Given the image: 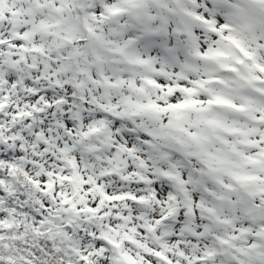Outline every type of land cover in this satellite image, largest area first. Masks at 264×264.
I'll use <instances>...</instances> for the list:
<instances>
[{
  "label": "snow or ice",
  "instance_id": "6c2138e0",
  "mask_svg": "<svg viewBox=\"0 0 264 264\" xmlns=\"http://www.w3.org/2000/svg\"><path fill=\"white\" fill-rule=\"evenodd\" d=\"M0 264H264V0H0Z\"/></svg>",
  "mask_w": 264,
  "mask_h": 264
}]
</instances>
